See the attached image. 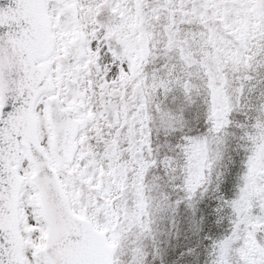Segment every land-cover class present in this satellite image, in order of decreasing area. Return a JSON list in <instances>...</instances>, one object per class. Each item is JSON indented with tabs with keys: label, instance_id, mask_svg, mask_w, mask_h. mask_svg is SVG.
I'll use <instances>...</instances> for the list:
<instances>
[{
	"label": "snow or ice",
	"instance_id": "6c2138e0",
	"mask_svg": "<svg viewBox=\"0 0 264 264\" xmlns=\"http://www.w3.org/2000/svg\"><path fill=\"white\" fill-rule=\"evenodd\" d=\"M0 264H264V0H0Z\"/></svg>",
	"mask_w": 264,
	"mask_h": 264
}]
</instances>
